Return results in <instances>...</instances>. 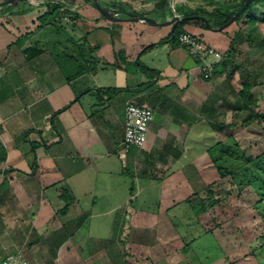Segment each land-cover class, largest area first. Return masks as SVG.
Wrapping results in <instances>:
<instances>
[{"label":"crops","instance_id":"crops-1","mask_svg":"<svg viewBox=\"0 0 264 264\" xmlns=\"http://www.w3.org/2000/svg\"><path fill=\"white\" fill-rule=\"evenodd\" d=\"M62 2L43 25L47 1L20 12L16 5L0 15V264L19 252L30 264H87L84 248H77L81 239L74 236L85 221L103 217L107 221L95 226L111 238L96 243L89 255L103 252L98 259L105 264H173L170 252L180 236L170 214L202 200L217 180L210 178L219 176L209 149L230 124L222 107H237L229 97L241 91L235 85L240 48L255 44L258 32L264 35V5L248 10L255 21L244 17L221 30L183 26L181 31L201 36L224 54L205 75L179 41H172V25L134 21L131 10L112 7L107 8L117 18L108 19L86 0ZM196 3L177 5L195 9ZM169 5L164 15L155 3L132 13L158 21L184 15L172 0ZM209 6L202 8L215 7ZM66 10L70 18L60 20ZM251 10L261 12L256 17ZM238 30L246 40L230 58ZM108 89L121 91L109 98ZM131 101L151 108L154 118L144 147L124 151ZM130 171L139 183L136 191L131 188L135 201L128 203ZM152 190L155 198L148 199L144 194ZM153 200L157 205L147 206ZM34 234L44 238V251ZM128 244L136 248L133 261Z\"/></svg>","mask_w":264,"mask_h":264},{"label":"rangeland","instance_id":"rangeland-1","mask_svg":"<svg viewBox=\"0 0 264 264\" xmlns=\"http://www.w3.org/2000/svg\"><path fill=\"white\" fill-rule=\"evenodd\" d=\"M2 1L5 0H0V2ZM41 1L48 0H19L16 3L17 12L22 11L27 5H36ZM86 1L93 3V0ZM116 1H120L131 12L150 9L155 3L148 0ZM200 1L198 0L199 4H194L195 9L213 5L208 4L206 0H202L203 3ZM58 2L64 3L62 0H51L52 4ZM100 2L106 7L118 8L113 5L112 0H100ZM178 2L185 3V0L172 2V6L175 5V8L181 9L183 4L177 5ZM185 8H187L186 5ZM188 10L190 9H181L180 11L188 12ZM252 11L256 17L261 12L260 10ZM3 13L4 11L0 9V15ZM250 17L252 16L245 14V18ZM69 18L68 10H66L60 20L67 21ZM245 18L237 24L242 23ZM182 29L183 27H179L178 35ZM257 35L259 36L254 38L255 44L244 43L240 48L242 50V56L239 59L242 66L240 67L241 75L238 76V82L235 79L238 90L242 89V85L245 83L252 84V99L248 103V110L238 109L239 106L236 108L227 107L226 104L222 107L226 110L223 120L227 121V124L234 122L235 126L233 129L225 127L219 138L222 140L231 139L230 141L235 143L233 144L235 157L232 160L227 157L226 162L238 167V171L234 173L235 176L232 175L225 179H221L220 176L211 177L210 180L213 178H217V180L210 183L207 189L202 192V200L197 197L191 203L181 204L172 210L170 214L172 222L180 236H176V243L172 244L170 260L173 264H264V254L259 250L264 242V189L260 188L259 181L256 184L247 183V181L255 179L258 174L263 173L264 165L260 164L257 158L263 156L262 161L264 162V117H255L247 123L242 121L248 111H252L256 115H264V44H262L264 35L261 31ZM228 65L229 68H232L231 62ZM229 98L230 104L234 98L236 101V95L234 97L232 93ZM220 99L222 100L223 97L220 96ZM159 118L160 113H157L156 120L158 121ZM231 134H233V138L228 137ZM116 161L120 164L119 158ZM126 176L129 188L128 203L131 199L134 202L135 198L132 197L131 188L137 190L139 178L133 171H130ZM235 178L236 181H234ZM239 180L244 181L245 184H241ZM140 182L143 184L145 180L141 179ZM153 191H147L144 195L148 199H152L155 194ZM214 196L219 199L218 203L213 201ZM203 204L206 213L202 210ZM156 205L154 200L147 204L149 207ZM196 211H199V214ZM198 215L202 218L199 219ZM113 216H115V212L112 213ZM107 219L103 217L85 221L80 235L74 236V240L81 239L77 248H84L87 264H105L98 259L99 254L103 255V252L89 255V250L93 249L99 241L107 243L110 240V235L103 234L101 232L103 230L95 226ZM107 227L111 230L110 224ZM33 238L34 240L41 239L40 248H43L44 251V238L36 234L33 235ZM127 250L130 261H133L132 253L136 251V248L134 249L131 244H128ZM50 253L56 254V251Z\"/></svg>","mask_w":264,"mask_h":264},{"label":"trees","instance_id":"trees-1","mask_svg":"<svg viewBox=\"0 0 264 264\" xmlns=\"http://www.w3.org/2000/svg\"><path fill=\"white\" fill-rule=\"evenodd\" d=\"M148 1H155V10L157 12H161L162 15H164L165 11L169 7V0H148ZM49 3L48 5V11L40 18L41 24H45L50 18H52L54 15H56L62 8L63 3H51V0L47 1ZM246 0H226L225 2H215L210 1L211 4L216 5V8H214L212 11H207L204 8L200 9H190L188 12H184V16H203L208 19L212 27H221L228 23L230 19L241 9V7L244 5ZM113 5L117 6L119 10H127L126 6H123L120 1L112 0ZM256 4H263L264 0H252V2L249 4V6L242 11L236 18L235 22L238 23L240 20H242L245 17V14L248 12L250 8H252ZM107 5V4H106ZM12 5H7L3 8H1L4 12L12 10ZM108 7V6H107ZM109 8V7H108ZM24 11V10H22ZM256 18L254 16L250 17V21H255ZM264 21V18L262 19ZM193 23L199 26H207L206 23L200 19V18H193L190 20L183 21L182 23L178 24L176 26L174 38L172 41L178 40V34L177 30L179 27H183L185 24ZM249 38V37H248ZM246 40L245 33L243 30H238L235 33V36L232 38L231 46H230V58H233L235 56V53H237L238 46L243 43ZM262 44H264V40L262 41ZM29 55V54H28ZM31 55V53H30ZM142 70L146 73H149L151 76H154L156 74L155 71H153L150 68L145 67L143 64H139ZM120 89H108L105 92L109 94V98H112L114 95H116L118 92H120ZM252 99V84L251 83H245L241 89V91L236 96L235 104L236 106H239L238 109H247L249 101ZM248 110V109H247ZM262 118L264 115L260 116L259 114H254L252 111H248L246 113V116L243 117L242 121L244 123L249 122L253 118ZM226 128H232L233 124L230 123L229 125H224ZM228 137L233 138V134L229 135ZM228 140H219L216 144L212 145L209 149L210 151V158L212 160V163L214 167L216 168L219 176L221 179H225L226 177L234 175L238 170L236 166L232 165L227 161V157H229L231 160L235 157V151L234 146L235 144L233 141ZM233 142V143H232ZM262 157H258L257 161L260 164L264 165V162L262 161ZM235 176V175H234ZM236 181V178L234 179ZM260 182L259 186L260 188L264 189V168L263 173L258 174V176L255 179H252L251 181H247V183L256 184L257 182ZM241 184H245L244 181L239 180ZM215 203L219 202V199L214 196ZM202 210L205 212L206 208L203 204ZM259 250L264 254V242L263 245L260 246Z\"/></svg>","mask_w":264,"mask_h":264},{"label":"built area","instance_id":"built-area-1","mask_svg":"<svg viewBox=\"0 0 264 264\" xmlns=\"http://www.w3.org/2000/svg\"><path fill=\"white\" fill-rule=\"evenodd\" d=\"M178 41L197 62L200 71L205 75L210 74L224 57L220 50L206 43L201 36L188 30L179 33ZM153 118L154 112L151 108L133 101L127 104L125 136L121 143L124 151H128L132 147H144ZM1 264H30V262L19 252L6 256Z\"/></svg>","mask_w":264,"mask_h":264},{"label":"water","instance_id":"water-1","mask_svg":"<svg viewBox=\"0 0 264 264\" xmlns=\"http://www.w3.org/2000/svg\"><path fill=\"white\" fill-rule=\"evenodd\" d=\"M19 0H5L0 2V9L7 6V5H16V3ZM173 2V0H172ZM252 2V0H246V2L244 3V5L241 7V9L230 19V21L228 23H226L225 25L221 26V27H212L210 22L208 21L207 18L203 17V16H184V15H178V14H174L172 16L171 19H167L166 21H158L153 17L147 16V15H139L137 13H132L130 12V19L134 20V21H145L147 23H151V24H157V25H172V33L175 34V29L176 26L180 23H182L183 21L186 20H190L193 18H200L202 19L206 25L211 28V29H215V30H221L224 29L226 27H228L229 25H231L233 22H235L237 16L244 11L249 4ZM94 5L99 9V11L102 13L103 16H105L108 19H116L117 18V13L108 9L107 7H105L104 5L101 4L100 0H93ZM174 36V35H173Z\"/></svg>","mask_w":264,"mask_h":264}]
</instances>
